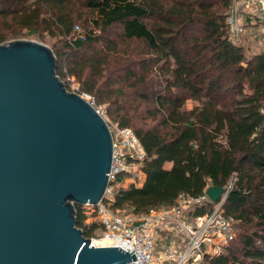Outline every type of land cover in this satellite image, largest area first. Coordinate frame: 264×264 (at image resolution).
Masks as SVG:
<instances>
[{
  "label": "trees",
  "instance_id": "16d2710c",
  "mask_svg": "<svg viewBox=\"0 0 264 264\" xmlns=\"http://www.w3.org/2000/svg\"><path fill=\"white\" fill-rule=\"evenodd\" d=\"M232 4L0 0V43L58 38L60 77H75L81 93L107 103L109 116L144 146L145 180L120 186L113 209L141 215L234 180L223 207L236 221L235 238L199 264H264V52L248 56L230 39ZM75 207L87 237L103 233L99 221L86 223L83 205Z\"/></svg>",
  "mask_w": 264,
  "mask_h": 264
},
{
  "label": "water",
  "instance_id": "95a60500",
  "mask_svg": "<svg viewBox=\"0 0 264 264\" xmlns=\"http://www.w3.org/2000/svg\"><path fill=\"white\" fill-rule=\"evenodd\" d=\"M106 118L57 73L47 44L0 43V264H138L115 239H93L75 205L96 206L109 184ZM225 187L209 186L217 203Z\"/></svg>",
  "mask_w": 264,
  "mask_h": 264
},
{
  "label": "built area",
  "instance_id": "2783aa9c",
  "mask_svg": "<svg viewBox=\"0 0 264 264\" xmlns=\"http://www.w3.org/2000/svg\"><path fill=\"white\" fill-rule=\"evenodd\" d=\"M245 1L246 6L251 8L250 14L264 22V0ZM238 3L241 0H233L228 16L230 39L236 44L241 42L242 30V13ZM65 82L72 87L71 91L88 97V94L79 91L75 77L68 76ZM91 102L95 105L94 101ZM98 111L103 114L100 109ZM107 122L113 139L109 184L104 198L96 206L86 204L94 208L102 224L100 239L109 238L111 246L115 239V244L130 251L135 249L138 264H199L207 254L221 253L236 235V221L225 213L223 207L233 189L234 180L224 186L222 198L203 214L196 211L207 202H212L206 193L208 187L200 196L181 194L175 204L151 209L141 215L121 213L112 207L115 193L120 186L143 184L145 173L141 166L147 152L132 128ZM163 243L166 244L164 248L161 247Z\"/></svg>",
  "mask_w": 264,
  "mask_h": 264
},
{
  "label": "rangeland",
  "instance_id": "374dc122",
  "mask_svg": "<svg viewBox=\"0 0 264 264\" xmlns=\"http://www.w3.org/2000/svg\"><path fill=\"white\" fill-rule=\"evenodd\" d=\"M233 5V4H232ZM238 8L240 10V12L242 14H240V20H241V25H242V30H241V44L245 47L246 49V53L248 54V56L254 54V53H259V52H264V22L262 24H260L258 22V25L256 24V20L253 18L254 16L250 14L251 8L246 6V1L245 0H241V3H238ZM230 13V12H229ZM258 19V18H257ZM259 20V19H258ZM47 36V41L43 42L37 38H31V37H19V38H14V39H10L7 40L8 41H12L15 39H28V40H37L40 42H43L47 45H49L51 48L52 46L58 42V38L55 37H50L48 35ZM53 49V48H52ZM77 83V81H75ZM78 85L80 84L79 82L77 83ZM130 101L135 102L136 99H132L131 97ZM87 99H90V101H94V103L96 104L95 98L91 95L88 94ZM193 102L190 100L187 103V107H192ZM98 109H100V111L103 113L104 117L111 121V122H115L107 113V108H108V104L104 103L101 105H95ZM178 202V200H177ZM84 209H86L87 212V218H86V223L87 224H92L93 222H98V217L96 212L94 211V208H92L91 206L85 205ZM236 224H235V232H237L236 230ZM100 236H102V230L100 229H96L94 231V235H92L89 238H93V239H100ZM167 237H169V235H166ZM166 246L165 243H163L161 245L162 248H164Z\"/></svg>",
  "mask_w": 264,
  "mask_h": 264
},
{
  "label": "bare ground",
  "instance_id": "6f19581e",
  "mask_svg": "<svg viewBox=\"0 0 264 264\" xmlns=\"http://www.w3.org/2000/svg\"><path fill=\"white\" fill-rule=\"evenodd\" d=\"M96 240H98V239H96Z\"/></svg>",
  "mask_w": 264,
  "mask_h": 264
}]
</instances>
